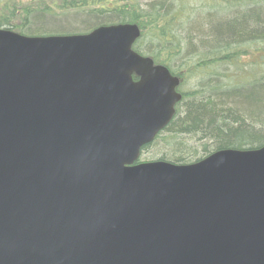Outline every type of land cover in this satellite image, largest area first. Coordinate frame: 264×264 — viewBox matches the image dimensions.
I'll use <instances>...</instances> for the list:
<instances>
[{
    "label": "water",
    "instance_id": "obj_1",
    "mask_svg": "<svg viewBox=\"0 0 264 264\" xmlns=\"http://www.w3.org/2000/svg\"><path fill=\"white\" fill-rule=\"evenodd\" d=\"M139 35L0 28V264H264V146L137 163L182 99Z\"/></svg>",
    "mask_w": 264,
    "mask_h": 264
},
{
    "label": "trees",
    "instance_id": "obj_2",
    "mask_svg": "<svg viewBox=\"0 0 264 264\" xmlns=\"http://www.w3.org/2000/svg\"><path fill=\"white\" fill-rule=\"evenodd\" d=\"M23 1L0 0V28L44 36L52 27L45 18L55 16V10L58 16L79 12L75 24L80 23L75 16L83 13L100 26L137 24L142 32L134 50L195 83L173 120L143 152L162 146L158 161L185 165L198 155L196 161L219 150L264 146V0H209L208 12L200 7L187 17L186 7L170 0H154L148 5L151 11L140 7L142 0H52L50 5L32 0L34 7L18 5ZM183 136L197 139L200 147L188 146L180 140Z\"/></svg>",
    "mask_w": 264,
    "mask_h": 264
},
{
    "label": "rangeland",
    "instance_id": "obj_3",
    "mask_svg": "<svg viewBox=\"0 0 264 264\" xmlns=\"http://www.w3.org/2000/svg\"><path fill=\"white\" fill-rule=\"evenodd\" d=\"M42 1V5L44 3H46L45 1H47L46 5H50L52 3V0H37V2ZM154 0H146V1H140V7L145 10V11H151L152 8L149 7L148 5H150ZM208 1L209 0H170L169 3L173 2L174 6H177L179 8H181L182 6H185V16L187 17L188 13L190 14H194L198 11H200V7H202L201 10L205 9L207 10V12L209 11V7H208ZM208 5H207V4ZM39 4V3H38ZM37 4V7H39V5ZM18 5L20 6H30L32 5L33 7L35 6V4L33 5V1L32 0H24L23 2L19 3ZM36 8V7H35ZM184 12V11H183ZM80 14L79 12H70L68 15H60V12L55 10V16H51L48 15L46 16V21H49V23H51L50 25H52V27L45 29V32L47 34L45 35H67V34H78V33H86V32H90L92 30H94V28L99 27L100 26V22L96 21V22H88L86 14H81L80 16H75L76 20H78V22H80L79 24H75L72 23L74 20V15ZM72 16V17H71ZM71 17V18H70ZM182 18V17H181ZM180 20V19H179ZM52 22H55L56 25L52 24ZM67 22V23H66ZM66 23V24H65ZM92 24L91 27H85L84 24ZM183 79V78H182ZM195 83L193 81H190L188 79H183V84L180 87V92L183 93H188L190 90H192V88L194 87ZM185 107L183 106L182 111H184ZM180 140L182 142H185L188 146H193L194 147H200L201 142H198L197 139H192L189 137H181ZM198 142V143H197ZM162 149L164 150V148L162 146H154L149 148L147 151H144L142 156H141V162H152V161H157L158 159L161 158L162 156ZM217 152V151H216ZM200 158V156H195L193 158H191L190 160L192 161V163H195L196 160H198ZM191 164V163H190Z\"/></svg>",
    "mask_w": 264,
    "mask_h": 264
}]
</instances>
